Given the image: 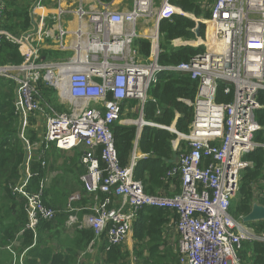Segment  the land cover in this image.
<instances>
[{"label":"built area","instance_id":"obj_1","mask_svg":"<svg viewBox=\"0 0 264 264\" xmlns=\"http://www.w3.org/2000/svg\"><path fill=\"white\" fill-rule=\"evenodd\" d=\"M72 1L63 7L65 0H56L51 20L58 26L57 35L50 29H35L43 27L48 17L39 14L49 11L45 0L33 1L29 30L15 35L0 28V41L17 45L24 57L19 64H0V79L15 84V112L26 159H32L31 153L39 147V140L31 142L29 129L38 133L41 142L80 153L84 168L80 180L92 201L77 205L85 195H70L66 226L93 229L88 250L105 236L109 251L125 244L142 207L168 208L177 214L179 264H243L239 250L244 241L259 240L264 245V232L257 233L243 217L231 214L242 172L252 166L244 157L264 146L254 140L262 129L256 111L262 107L259 93L264 91V0H215L210 4L206 37L195 40L205 50L176 66L159 63L161 20L184 14L169 0L160 5L156 0H134L127 11L114 10L102 1L100 8ZM4 9L5 0H0V18ZM67 13L79 21L75 30L62 24ZM152 17H156L153 23ZM49 37L55 49L69 56L44 57L42 44ZM140 38L150 41L149 55L141 52ZM164 70L188 73L198 83L194 100L188 101L194 108L188 133L142 119L149 89ZM220 82L225 83L223 93L232 95L229 102L218 101ZM51 91L64 110L49 100ZM132 100L138 101L140 118L127 116ZM115 122L159 126L177 135L173 148L179 152L178 165L168 174L180 176L179 192H145L134 174L136 152L128 166L120 163L111 129ZM40 160L44 166L46 161ZM26 161L12 190L26 198V228L34 231L61 211L45 204L42 190L27 189L37 174Z\"/></svg>","mask_w":264,"mask_h":264},{"label":"trees","instance_id":"obj_2","mask_svg":"<svg viewBox=\"0 0 264 264\" xmlns=\"http://www.w3.org/2000/svg\"><path fill=\"white\" fill-rule=\"evenodd\" d=\"M33 1L5 0L0 28L15 35L29 30L34 21L31 14ZM100 1L110 3L112 0ZM214 1L169 0L184 14L176 13L160 22L159 63L161 65L176 66L189 61L193 56L205 50L204 46L174 45L173 41L196 39L194 31L198 23L196 19H209L211 17L210 4ZM207 29L208 24L203 23L200 28L202 38L206 37ZM138 44L141 52L149 55L150 41L140 38ZM42 54L50 58L63 56L57 49H44ZM23 59L17 45L7 40L0 41V64H19ZM224 85V82H220L218 101L229 102L232 95L223 93ZM197 86V81L192 79L188 73L174 70L161 71L157 76V81L151 85L148 99L142 109L144 120L162 126L174 125L179 132L188 133L194 119V108L188 101L194 100ZM15 97V84L12 81L0 79V190L3 192L0 203L4 207L7 206L2 219L11 220V223H1V225L6 231L12 230L10 238H13L16 232L18 234L23 230L20 235L22 244H30L33 243L35 232L26 228L28 223L27 200L12 190V185L21 177V169L26 160L24 142L19 135L20 118L15 112ZM48 98L59 110L65 109L58 103L54 91L48 92ZM259 102L262 107L256 111V120L262 129L255 133L254 140L264 143V91L259 93ZM127 106L132 110L129 112L131 117L140 116L141 109L137 100L130 101ZM111 129L122 166H128L132 162L136 149L144 154V157L136 158L134 174L143 182L146 193L173 195L180 191V176L168 174L170 169L178 165V161L175 163V158L178 157L179 152L173 148V140L177 137L175 133L150 125L143 126L139 132L137 125L119 122H115ZM38 137L34 129H29L31 142L38 141ZM78 154L80 159V153ZM244 158L251 161L252 166L242 172L237 198L235 197L236 199L232 201L231 214L236 219L247 215L255 202L264 206V146L256 147ZM51 170L53 168L44 167L41 161L34 160L32 171L37 175L30 178L27 189L29 191L42 190L45 204L62 211L67 218L68 214L65 210L69 197L66 192L58 189L56 184L59 182V177L57 183L47 185L48 183L45 182ZM83 172L82 168L80 174ZM172 186H175L174 190ZM82 191H84L83 188ZM100 196L104 197L102 193ZM87 202L88 200L84 199L83 203ZM10 203L12 206H8ZM77 205L80 204L77 203ZM15 206H17V214H12ZM79 213L82 215V211ZM176 219V212L168 208L144 206L139 210L133 232L138 244L135 252L138 257H142V264H179L178 251L168 241L170 238L168 230L172 228L170 232L173 233ZM46 222L50 221H42L40 224ZM248 225L257 233L264 232V221H254ZM93 237V229L87 228L81 231V241L85 245L87 242L90 243ZM120 249V246H115L107 252V263L117 264L119 260H126V255L122 254ZM239 257L243 264H264L263 243L259 240L244 241L239 250Z\"/></svg>","mask_w":264,"mask_h":264},{"label":"crops","instance_id":"obj_3","mask_svg":"<svg viewBox=\"0 0 264 264\" xmlns=\"http://www.w3.org/2000/svg\"><path fill=\"white\" fill-rule=\"evenodd\" d=\"M99 1L100 0H80L79 2L84 3V5L86 3V5H88L87 8L90 6L100 8L102 4L100 3L101 1ZM71 2L74 1L65 0L62 6L66 7ZM161 2L162 0H156L157 5H160ZM102 3L108 4L114 10L127 11L133 7L134 0H112L110 3ZM45 4L49 5L48 13H39L48 15L45 19V25L41 28L36 25L35 29L36 31L50 29L52 34L57 35L58 26L51 20V15L55 13L58 4L56 0H45ZM62 24L65 28L72 31L78 27L79 21L75 16L67 13L63 18ZM140 27H143V25L141 24ZM42 48L48 50L55 49L54 40L50 37L47 38L43 42ZM127 116L131 117L129 114H127ZM39 143L40 146L36 147L37 149L31 153L32 159H26V163L29 165L31 163V166H33L34 160L41 161L40 159H44L45 155H47L48 168H53L47 175V180L50 181V184L58 182L57 178L59 177L62 167L57 166V163L68 165L76 178V183L71 185V190H73V192L67 191L70 193L69 196L77 192H81L85 195V190L82 191L83 184L80 180V170L83 167L80 164L78 151L62 150L52 143ZM135 152L137 158L144 157V154L139 152L138 149H136ZM39 157L41 158L39 159ZM176 161L177 159L175 163ZM174 187L175 186H172V190H174ZM2 195L3 192L0 190V197ZM84 199H87L88 202L83 203ZM84 199L78 203L81 205L90 204L92 195L87 194L84 196ZM10 205L12 206V203L8 204V206ZM5 208H7V206L4 207V205L0 203V264H112L106 261L108 252L106 251V237L103 236L98 244L89 251V243L87 242L85 245V243L81 241V231L89 227L79 228L75 226L73 228H68L66 226L67 218L62 211L57 214L54 220L40 224L37 229L34 230L35 235L33 243L22 244L20 235H22L23 230L18 234L16 232L13 238H10L12 230L6 231L1 225V223H11V220L4 221L2 219L6 212ZM12 214H17V206L14 207ZM79 215L81 216L80 213ZM171 230L172 228L168 230L170 236L168 241L169 243L175 242V245H177L179 241L178 234L175 228L173 233H171ZM137 246L138 244L134 238V232H132L125 244L120 246V250H122L121 253L126 255V260H119L117 264H142V257H138L135 252ZM113 264L116 263L113 262Z\"/></svg>","mask_w":264,"mask_h":264},{"label":"rangeland","instance_id":"obj_4","mask_svg":"<svg viewBox=\"0 0 264 264\" xmlns=\"http://www.w3.org/2000/svg\"><path fill=\"white\" fill-rule=\"evenodd\" d=\"M79 1H77V6H79V3H80ZM84 6H85V8L88 7V5H86V3H85ZM155 18L156 17L150 18L152 23L154 21L153 19H155ZM196 20H197V22L198 21H203L204 23H207L208 24V19H196ZM138 31H140V25H138ZM195 40L196 39H194V40H184V39H181L180 40L179 39V41L178 40H176V41L174 40L173 43H174V45L188 44V45H192L194 47H198V46H196ZM61 53L63 54V56H60L61 58L58 57V58H53V59H62V58H64V56L68 57L69 54H70L68 52H61ZM52 97H53V95H52ZM172 126H174V125H172ZM38 140H39L38 141V146H40V143L39 142H41V141H40V139H38ZM43 160L46 161V164L44 165V167H47L48 166L47 165L48 164L47 155H45V157H44V159H42V161ZM57 166L62 167V169L60 170V174H59V182L56 185L58 186V188L60 190L62 189L63 192L66 191V194H68V196H69V194H70L69 192H71V193L73 192V190H71V185H74L76 183L75 174L71 171V168L68 165H63V164H58L57 163ZM45 182L48 183L47 185L50 184V181L49 180H46ZM68 182H70V183H68ZM67 191H69V192H67ZM235 199H233V200H235ZM171 244H172V246H173L174 249H176V248L178 249V243H177V245H175V242H172ZM178 260H179V256H178Z\"/></svg>","mask_w":264,"mask_h":264},{"label":"water","instance_id":"obj_5","mask_svg":"<svg viewBox=\"0 0 264 264\" xmlns=\"http://www.w3.org/2000/svg\"><path fill=\"white\" fill-rule=\"evenodd\" d=\"M203 23H204L203 21H198V23H197V27L195 29L197 37H201L200 28H201ZM158 30H159V26H158ZM158 33H159V31H158ZM142 119H143V117H142ZM138 128L140 131L142 130V128H140V127H138ZM176 159H178V157H176L175 160ZM243 221L245 223H250V222H254V221H264V206L259 204L258 202H255L252 206L251 211L243 217Z\"/></svg>","mask_w":264,"mask_h":264}]
</instances>
